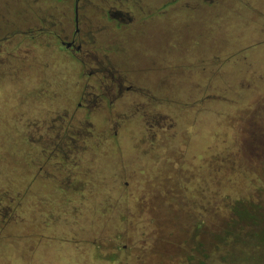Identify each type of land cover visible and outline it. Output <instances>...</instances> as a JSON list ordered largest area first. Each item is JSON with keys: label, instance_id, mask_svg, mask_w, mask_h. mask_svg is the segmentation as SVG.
<instances>
[{"label": "rangeland", "instance_id": "1", "mask_svg": "<svg viewBox=\"0 0 264 264\" xmlns=\"http://www.w3.org/2000/svg\"><path fill=\"white\" fill-rule=\"evenodd\" d=\"M196 1L149 0L84 66L45 42L0 53V264H264V216L232 223L264 206V0ZM20 7L0 0V24ZM119 76L134 91L114 100Z\"/></svg>", "mask_w": 264, "mask_h": 264}, {"label": "flooded vegetation", "instance_id": "2", "mask_svg": "<svg viewBox=\"0 0 264 264\" xmlns=\"http://www.w3.org/2000/svg\"><path fill=\"white\" fill-rule=\"evenodd\" d=\"M41 1L29 0L31 6H35L34 13L30 14L28 8L20 7L18 20L13 19L0 24L1 54L7 55V51H14L23 44H27L29 46L27 52L32 53L33 41L45 42L62 55H69L84 66V58H106L110 51L115 52L111 47L119 44L118 33L129 30V26L135 23L136 13H143L149 4V0H144L145 5L142 6H139L135 0H125L133 2L134 9H130L124 4V0H49V6L44 8L38 7L39 4H43ZM161 3L178 4L186 8L193 2L163 0ZM59 7L65 8L63 17L58 13ZM67 10L69 18L66 17ZM89 10L94 14L89 13ZM44 15L47 21L43 20ZM102 41L106 49L105 54L95 50L97 44ZM96 65L94 73L104 75L110 72L109 66H104L99 60H96ZM125 81V77L119 76L112 84L109 95L113 96L114 100L123 98L126 91H134L132 86L124 84ZM101 99H105L104 93H100L97 99L94 97L93 104L98 106L97 101L100 103Z\"/></svg>", "mask_w": 264, "mask_h": 264}, {"label": "trees", "instance_id": "3", "mask_svg": "<svg viewBox=\"0 0 264 264\" xmlns=\"http://www.w3.org/2000/svg\"><path fill=\"white\" fill-rule=\"evenodd\" d=\"M255 107H258V109L260 110L261 107H262V104L256 102ZM243 125L244 124L241 121V123L239 125L240 127L237 126V131H239V135H238V137L236 139L234 138L235 147L240 152H242V149H243L242 140H240V137L242 138L245 135V130H246ZM236 205H238V206H235L234 208H232V210H233V212L235 213V216H236V219L232 220V223H234L235 227H236V224L239 225V229L240 230L246 231V229L248 228V225L250 226L251 224L253 225V223H256L257 216L255 215V213L258 214V215L264 216V206L262 204H260V203H257V204L254 205V203H252L251 201H249L247 204H245L243 201H238ZM231 232L227 231L228 234H230ZM247 232L251 233L250 230H247ZM262 232H263V236L262 235L259 236L258 233H255V235H249L248 237L257 236L261 240H264V229H263ZM234 234L237 235L236 239L240 236V234L238 232H234ZM226 236L223 237V240L228 238Z\"/></svg>", "mask_w": 264, "mask_h": 264}, {"label": "crops", "instance_id": "4", "mask_svg": "<svg viewBox=\"0 0 264 264\" xmlns=\"http://www.w3.org/2000/svg\"><path fill=\"white\" fill-rule=\"evenodd\" d=\"M192 2H193V0H192ZM196 3H197V2H196ZM201 3H203V2H201ZM193 4H195V2H194ZM177 5H178V4H177ZM203 5H204V3H203ZM179 6H180V5H179ZM212 6H215V4H214V5L212 4ZM202 7H203V6H202ZM189 8H190V7H189ZM182 9H183V10H186V9L188 10V8H182Z\"/></svg>", "mask_w": 264, "mask_h": 264}]
</instances>
